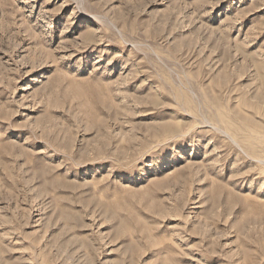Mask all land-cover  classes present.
I'll return each mask as SVG.
<instances>
[{"label":"rangeland","instance_id":"obj_1","mask_svg":"<svg viewBox=\"0 0 264 264\" xmlns=\"http://www.w3.org/2000/svg\"><path fill=\"white\" fill-rule=\"evenodd\" d=\"M0 264H264V0H0Z\"/></svg>","mask_w":264,"mask_h":264}]
</instances>
